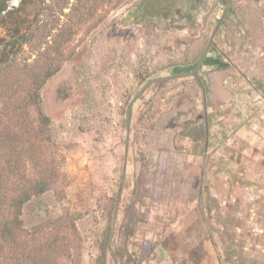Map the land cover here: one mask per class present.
I'll return each instance as SVG.
<instances>
[{
	"label": "rangeland",
	"instance_id": "1",
	"mask_svg": "<svg viewBox=\"0 0 264 264\" xmlns=\"http://www.w3.org/2000/svg\"><path fill=\"white\" fill-rule=\"evenodd\" d=\"M135 3L129 0L80 34L74 56L42 87L69 182L63 200L51 192L35 197L22 219L31 226L65 207L80 213L82 264H94L108 199L118 194L111 249L127 253L108 255V264H192L188 253L205 256L202 242L213 241L218 224L209 218L216 205L211 197L224 208L231 185L243 182L242 149L232 147V139L244 122L259 125L258 112H264V82L263 92L248 85L252 71H264V0H231V17L216 29L215 4L201 15L200 27L187 28L184 15L165 6L158 19L129 24L123 13ZM210 37L221 65L158 78L173 65L197 62ZM218 71L237 102L211 101L209 77ZM136 183L144 219L124 242L121 223Z\"/></svg>",
	"mask_w": 264,
	"mask_h": 264
},
{
	"label": "trees",
	"instance_id": "2",
	"mask_svg": "<svg viewBox=\"0 0 264 264\" xmlns=\"http://www.w3.org/2000/svg\"><path fill=\"white\" fill-rule=\"evenodd\" d=\"M127 1L21 0L13 6L11 0H0V264H82L80 213L65 207L31 226L22 219L24 206L35 197L51 192L63 200L69 182L40 91L74 56L77 37ZM138 187L124 210V242L144 219L136 208L142 198ZM117 205L118 194L108 199L109 219L94 264L127 253L125 247L111 249Z\"/></svg>",
	"mask_w": 264,
	"mask_h": 264
},
{
	"label": "crops",
	"instance_id": "3",
	"mask_svg": "<svg viewBox=\"0 0 264 264\" xmlns=\"http://www.w3.org/2000/svg\"><path fill=\"white\" fill-rule=\"evenodd\" d=\"M249 76V88L256 86L263 92L264 71L254 70ZM209 78L210 99L215 105L237 102L220 71L211 73ZM258 113L259 125L244 122L238 128L241 132L232 139V147L242 149L239 171L244 172L243 182L231 185L224 197V208L217 205L220 202L215 195L211 197L216 205L210 206L209 218L218 224L213 241L202 242L205 256L201 250L202 257L198 254L196 260V253H188L192 264H264V179H255L257 174L264 175V112Z\"/></svg>",
	"mask_w": 264,
	"mask_h": 264
},
{
	"label": "flooded vegetation",
	"instance_id": "4",
	"mask_svg": "<svg viewBox=\"0 0 264 264\" xmlns=\"http://www.w3.org/2000/svg\"><path fill=\"white\" fill-rule=\"evenodd\" d=\"M137 2V4L135 3L133 6L127 8V10L123 13L124 15L122 18L129 24L141 23L147 18L158 19L163 13L161 8L164 6L168 7L169 11L170 7H172L171 9L173 12L174 10L176 13H179L180 11V16L181 14L184 15L180 21L183 24H188L187 28H189V25L192 23H194L192 25L200 27L202 23L200 18L201 15L212 4H215V29L217 26L222 27L224 20L232 15L231 0H137ZM128 4L129 0L118 8ZM175 12L172 13V15H177ZM165 18H169V16H165ZM190 20H192V22L189 23ZM212 42L213 39L210 37L207 47L203 50L199 57L196 58L198 59L195 68L197 71L212 69L213 67L222 64V58L213 48Z\"/></svg>",
	"mask_w": 264,
	"mask_h": 264
},
{
	"label": "water",
	"instance_id": "5",
	"mask_svg": "<svg viewBox=\"0 0 264 264\" xmlns=\"http://www.w3.org/2000/svg\"><path fill=\"white\" fill-rule=\"evenodd\" d=\"M196 65L197 62H195L194 64H184V65H173L169 68H166L163 70V72L160 73V75L158 76V78H165L168 75H186V74H193V75H197L196 72Z\"/></svg>",
	"mask_w": 264,
	"mask_h": 264
}]
</instances>
